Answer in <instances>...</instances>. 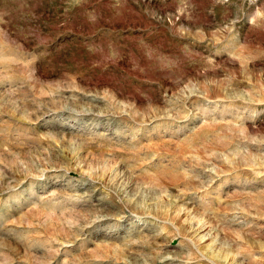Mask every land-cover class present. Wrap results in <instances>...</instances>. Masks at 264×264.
<instances>
[{"label":"rangeland","instance_id":"374dc122","mask_svg":"<svg viewBox=\"0 0 264 264\" xmlns=\"http://www.w3.org/2000/svg\"><path fill=\"white\" fill-rule=\"evenodd\" d=\"M0 264H264V0H0Z\"/></svg>","mask_w":264,"mask_h":264}]
</instances>
